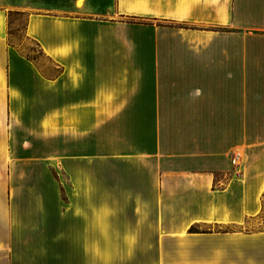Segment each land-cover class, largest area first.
Here are the masks:
<instances>
[{
    "label": "crops",
    "instance_id": "obj_1",
    "mask_svg": "<svg viewBox=\"0 0 264 264\" xmlns=\"http://www.w3.org/2000/svg\"><path fill=\"white\" fill-rule=\"evenodd\" d=\"M10 12L0 264H264V0Z\"/></svg>",
    "mask_w": 264,
    "mask_h": 264
},
{
    "label": "rangeland",
    "instance_id": "obj_2",
    "mask_svg": "<svg viewBox=\"0 0 264 264\" xmlns=\"http://www.w3.org/2000/svg\"><path fill=\"white\" fill-rule=\"evenodd\" d=\"M83 0L78 1L80 6ZM77 0H0V7H5L13 11H22L20 15H15L12 18L13 40L18 42L22 40L23 53L35 59L38 62H44L42 53L39 47L32 41L25 39V28L28 20L29 12H50L64 15L77 16H106L110 8L114 6V0H90V10L82 12L75 7ZM184 26V25H177ZM236 174L235 172L232 173ZM262 219L250 221L248 228H262L264 227V216ZM249 230V229H248Z\"/></svg>",
    "mask_w": 264,
    "mask_h": 264
},
{
    "label": "trees",
    "instance_id": "obj_3",
    "mask_svg": "<svg viewBox=\"0 0 264 264\" xmlns=\"http://www.w3.org/2000/svg\"><path fill=\"white\" fill-rule=\"evenodd\" d=\"M15 15H20V14H18V13H16V12H10V13H9L8 20H9L10 24H12V18H13V16H15ZM190 232H191V233H197V232H200V230H199L198 228H196L195 226H192V227L190 228Z\"/></svg>",
    "mask_w": 264,
    "mask_h": 264
},
{
    "label": "clouds",
    "instance_id": "obj_4",
    "mask_svg": "<svg viewBox=\"0 0 264 264\" xmlns=\"http://www.w3.org/2000/svg\"><path fill=\"white\" fill-rule=\"evenodd\" d=\"M125 242H126L129 246H131V245L134 243V237H132L131 235L126 236V237H125Z\"/></svg>",
    "mask_w": 264,
    "mask_h": 264
},
{
    "label": "built area",
    "instance_id": "obj_5",
    "mask_svg": "<svg viewBox=\"0 0 264 264\" xmlns=\"http://www.w3.org/2000/svg\"><path fill=\"white\" fill-rule=\"evenodd\" d=\"M233 163L236 164V157L233 159Z\"/></svg>",
    "mask_w": 264,
    "mask_h": 264
}]
</instances>
